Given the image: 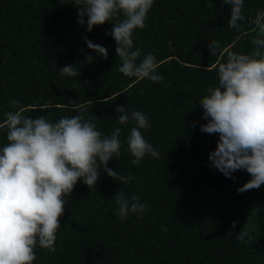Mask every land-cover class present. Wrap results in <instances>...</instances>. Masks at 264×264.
Masks as SVG:
<instances>
[{
  "label": "trees",
  "instance_id": "1",
  "mask_svg": "<svg viewBox=\"0 0 264 264\" xmlns=\"http://www.w3.org/2000/svg\"><path fill=\"white\" fill-rule=\"evenodd\" d=\"M71 2L0 0V126L16 110L12 100L24 115L50 122L83 108L104 135L121 129V155L108 167L134 179L121 185L102 171L90 190L78 181L60 217L55 251L37 248L33 264H264V185L238 193L250 179L246 171L232 173L233 180L209 166L218 134L200 131L206 121L198 105L218 86L216 67L227 53L253 50L264 0H244L239 30L228 27L230 6L221 0H154L145 27L133 34V50L140 49L139 59L156 56L160 83L120 73L115 41L106 35L112 24L87 32V18L78 24ZM85 37L105 47L107 59L89 50ZM213 41L221 45L215 55L208 49ZM66 65H75L79 76L59 75ZM120 105L148 117L151 127L142 131L159 159L131 163L126 140L134 125L119 124ZM6 143L0 127V148ZM119 190L146 204L142 218H119L113 198ZM241 230L248 233L244 241L237 239Z\"/></svg>",
  "mask_w": 264,
  "mask_h": 264
},
{
  "label": "clouds",
  "instance_id": "2",
  "mask_svg": "<svg viewBox=\"0 0 264 264\" xmlns=\"http://www.w3.org/2000/svg\"><path fill=\"white\" fill-rule=\"evenodd\" d=\"M221 3L230 6L228 27L239 30V22L245 19L244 0ZM71 4L78 9V24L84 25L87 18V32L106 22L112 24L106 35L115 41L120 73L138 80L163 81L164 77L157 74L156 56L148 53L139 59L140 49L133 50V34L145 27L154 0H72ZM254 24L257 36L251 40V53L229 51L216 67L218 86L208 88L198 101L206 121L200 131L218 134L215 150L208 154L209 166L233 180L232 173L239 170L250 176L237 188L238 193L264 185V15L257 14ZM84 42L89 50L107 59L105 47L86 37ZM220 48L218 41L208 43L211 55ZM93 60V56L85 54L84 61ZM58 74L78 77L79 71L75 65H66ZM11 106L16 110L6 112L0 126L7 139L0 148V264H33L37 248L55 251L60 217L78 181L90 190L95 188L102 171L121 185L134 177L121 176L108 167L110 160L121 155L119 127L110 136L104 135L93 120L85 119L83 108L80 114L50 122L44 115H24L16 100L11 101ZM115 111L120 125H134L126 140L127 151L134 157L131 163L138 166L147 155L159 159V150L145 139L142 131L151 127L148 117L123 105ZM113 198L121 220L129 214L143 217L146 204L137 196L119 190ZM235 223L232 222L233 228ZM162 230L167 231L163 226ZM247 235L241 230L237 239L244 241Z\"/></svg>",
  "mask_w": 264,
  "mask_h": 264
}]
</instances>
